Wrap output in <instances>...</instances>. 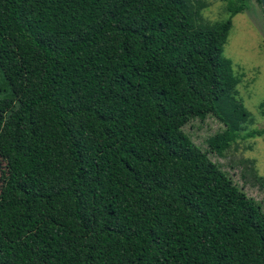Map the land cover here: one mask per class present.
<instances>
[{
  "label": "trees",
  "instance_id": "obj_1",
  "mask_svg": "<svg viewBox=\"0 0 264 264\" xmlns=\"http://www.w3.org/2000/svg\"><path fill=\"white\" fill-rule=\"evenodd\" d=\"M251 2L0 0V264H264L262 204L184 130L215 117L223 154L251 119L224 54Z\"/></svg>",
  "mask_w": 264,
  "mask_h": 264
},
{
  "label": "rangeland",
  "instance_id": "obj_2",
  "mask_svg": "<svg viewBox=\"0 0 264 264\" xmlns=\"http://www.w3.org/2000/svg\"><path fill=\"white\" fill-rule=\"evenodd\" d=\"M195 26H212L229 17V0H187ZM224 54L234 62L237 73L243 74L238 89L245 105L251 111V119L241 131L242 136L220 154L210 145L209 138L224 129L223 122L213 116L205 120L195 119L184 130L203 150H209L210 158L219 163L250 197L264 209V12L257 0L249 8L233 17V26L224 47ZM252 130L260 131L246 135ZM6 172V162L0 157V187Z\"/></svg>",
  "mask_w": 264,
  "mask_h": 264
},
{
  "label": "water",
  "instance_id": "obj_3",
  "mask_svg": "<svg viewBox=\"0 0 264 264\" xmlns=\"http://www.w3.org/2000/svg\"><path fill=\"white\" fill-rule=\"evenodd\" d=\"M261 1V6L263 8V12H264V0H260Z\"/></svg>",
  "mask_w": 264,
  "mask_h": 264
}]
</instances>
